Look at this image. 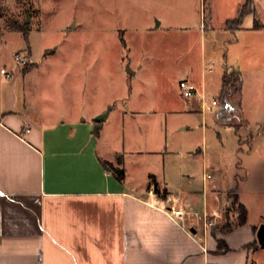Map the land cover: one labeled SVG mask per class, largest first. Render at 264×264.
I'll return each mask as SVG.
<instances>
[{"label":"crops","instance_id":"1","mask_svg":"<svg viewBox=\"0 0 264 264\" xmlns=\"http://www.w3.org/2000/svg\"><path fill=\"white\" fill-rule=\"evenodd\" d=\"M254 13L247 15L248 27L246 16L239 29L224 31L260 30ZM28 51L29 68L13 65L9 80L0 75V264H264L258 240L264 227V99L246 102L239 87L234 106L226 104L216 117L217 125L233 130L229 171L223 159L209 166L203 150L186 147L190 127L184 124L178 138L165 137L166 160L143 164L151 142L139 144L125 123L141 110L126 102L95 107L88 100L80 107L72 99L66 110L49 111L39 83L26 80L39 69L30 45ZM192 84L194 98L152 111L165 120L203 115L204 90ZM103 139L122 145L112 149L100 144ZM115 169L123 171L121 180ZM234 199L246 208L243 225H234L233 212L226 216ZM252 202L258 211L252 212ZM206 222L214 225L205 228ZM228 222L234 226L224 232Z\"/></svg>","mask_w":264,"mask_h":264},{"label":"rangeland","instance_id":"2","mask_svg":"<svg viewBox=\"0 0 264 264\" xmlns=\"http://www.w3.org/2000/svg\"><path fill=\"white\" fill-rule=\"evenodd\" d=\"M241 1L0 0V68L11 69L14 55L21 53L29 65L16 70L31 66L24 41L27 32L31 61L39 69L33 72L35 78L26 80L39 83L49 111L66 110L72 99L80 107L87 100L109 109L133 104L141 112L125 118L127 129L138 135L139 144L151 142L143 164L166 160L165 137L178 138L184 124L190 127L184 135L186 147L203 150L209 166L223 159L226 172L231 168L234 136L231 128L217 125L219 111L238 97L239 87L246 102L257 105L264 99V0H254L253 18L260 30L233 34L223 29ZM251 23L247 16L244 26ZM234 69L241 72V85L235 83ZM180 79L203 88L206 104L217 97L220 104L209 111L200 101L203 115L165 120L160 111L154 113L164 102L173 106L183 98ZM100 144L118 149L122 142L103 139ZM233 202L226 214L233 212L237 218ZM258 209L259 204L252 202V212Z\"/></svg>","mask_w":264,"mask_h":264},{"label":"trees","instance_id":"3","mask_svg":"<svg viewBox=\"0 0 264 264\" xmlns=\"http://www.w3.org/2000/svg\"><path fill=\"white\" fill-rule=\"evenodd\" d=\"M254 11H255L254 0H245L244 4L240 8L237 16L234 19L228 20L226 22V24H225V28L228 29V30L239 29L241 27L242 23H243L244 18L247 15L254 13ZM204 22H206V21H204ZM254 27L257 28V23L256 22H255ZM28 38H29L28 33L24 32V41H25V44H26L27 48H29V39ZM120 39H121V42L123 44H125L124 39L122 37ZM234 73H236V75L238 76V79L236 80L235 83H239V85H240L241 77L236 71H232V74H234ZM223 77H224V80H223V82L221 84V90L222 91L226 88L225 87V79L226 78H225V76H223ZM114 174L116 175V178L118 180H121L122 177H123V171L121 169H115L114 170ZM233 201L234 202H233V206L232 207L235 206L238 209V216L236 218V221H235L234 225H243L246 222V216H247L246 208L242 204H239L236 199H234ZM226 216H227V218H229L228 214H226ZM234 225H231L228 222V223H226L224 225V228H222V230L224 232H227L230 229H232V227Z\"/></svg>","mask_w":264,"mask_h":264},{"label":"built area","instance_id":"4","mask_svg":"<svg viewBox=\"0 0 264 264\" xmlns=\"http://www.w3.org/2000/svg\"><path fill=\"white\" fill-rule=\"evenodd\" d=\"M13 60H14L15 68L17 66L26 67L29 65V60H28V57L25 55V53L15 54ZM12 71H13L12 69L0 68V75H2L6 80H9L12 78V75H13ZM178 87L180 90V94L184 99H187V100L192 99L198 94L196 87L186 79L180 80L178 83ZM200 98H201L200 100L203 106L206 105L209 111H213L214 108H216L220 104L219 97L213 98L208 104H206L205 102L204 94H201ZM173 215L174 217L181 219L183 216V212L180 210H176V211H173ZM212 225H214L212 222H206L204 224V227L206 228Z\"/></svg>","mask_w":264,"mask_h":264},{"label":"water","instance_id":"5","mask_svg":"<svg viewBox=\"0 0 264 264\" xmlns=\"http://www.w3.org/2000/svg\"><path fill=\"white\" fill-rule=\"evenodd\" d=\"M127 71H128L129 74H131V75L133 74V72L130 70V68L129 69L127 68ZM100 119H102V116L96 118L95 121L96 122L97 121H100ZM258 240H259V242L261 244H264V227H261L260 230H259V232H258Z\"/></svg>","mask_w":264,"mask_h":264}]
</instances>
